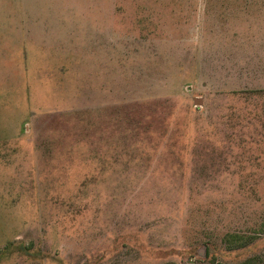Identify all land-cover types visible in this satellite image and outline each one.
I'll list each match as a JSON object with an SVG mask.
<instances>
[{
	"label": "rangeland",
	"instance_id": "1",
	"mask_svg": "<svg viewBox=\"0 0 264 264\" xmlns=\"http://www.w3.org/2000/svg\"><path fill=\"white\" fill-rule=\"evenodd\" d=\"M0 264H264V0H0Z\"/></svg>",
	"mask_w": 264,
	"mask_h": 264
}]
</instances>
